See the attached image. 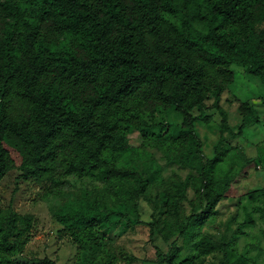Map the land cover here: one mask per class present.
I'll return each mask as SVG.
<instances>
[{
  "label": "trees",
  "instance_id": "obj_1",
  "mask_svg": "<svg viewBox=\"0 0 264 264\" xmlns=\"http://www.w3.org/2000/svg\"><path fill=\"white\" fill-rule=\"evenodd\" d=\"M234 65L264 85V0H0V183L16 170L19 180L60 189L65 182L58 181L103 172L136 207L155 174H138L120 160L132 150L133 131L156 136L175 163L197 175L158 196L166 216L151 231L166 243L174 240L168 254L157 249V264L177 263L180 240L193 245L197 257L221 252L220 264H245L235 237L217 243L203 234L238 177H217L229 152L224 138L203 162L196 131L210 108L222 117L221 132L228 130L221 102ZM240 108L251 110L247 103ZM157 112L182 122L158 123L163 134L151 136L146 119L155 123ZM245 120L241 130L250 125ZM253 165H264V150L244 157L241 171ZM190 187L199 203L184 216ZM260 193L264 198V189ZM258 212L264 218V205ZM110 214L86 206L59 218L91 251L103 248V257L84 255L78 264H118L98 233ZM33 227L32 216L0 204V264H17L13 258L25 251Z\"/></svg>",
  "mask_w": 264,
  "mask_h": 264
},
{
  "label": "rangeland",
  "instance_id": "obj_2",
  "mask_svg": "<svg viewBox=\"0 0 264 264\" xmlns=\"http://www.w3.org/2000/svg\"><path fill=\"white\" fill-rule=\"evenodd\" d=\"M170 20L176 22L173 18ZM178 23V22H177ZM234 78L222 95L221 108L228 115V130L221 132L222 117L217 110L206 111L208 120L197 122V136L202 142V161L214 157L215 149L221 138L223 148H228L224 162L218 168L219 179L227 175L238 177L233 185V192L217 207V216L203 234L217 243H225L235 237L234 249L245 258V264H264V218L258 212L264 205L261 192L264 189V165H254L241 171L244 157L256 158L264 150V85L259 77L246 71V68L234 65ZM247 103L251 110L242 113L241 104ZM212 106L213 100L208 101ZM151 136L163 134L158 123L182 122L179 115L156 113ZM194 116L200 112L195 110ZM250 125L241 130L246 118ZM130 150L128 156L120 160V166L137 171L138 174H155V181L146 193L140 197L135 207L128 202L116 183L105 179L103 172L90 178L70 177L58 181L64 185L39 184L32 180H19V172L12 170L0 183V204L4 209L13 210L20 215L34 218L31 239L22 254L13 258L17 264H37L40 260L50 259L58 264H78L84 255L103 257V248L81 243L59 221L61 216L86 206L98 207L104 212H111L107 223L98 229L104 237L105 248L114 255L118 264H157V249L169 253L170 242L166 243L161 234L152 232L150 225L157 219H164L161 214L158 196L171 188L176 181H185L196 177L190 168L175 163L173 153L163 141L156 136L144 139L133 131L129 135ZM247 173V175L245 174ZM199 203L194 188L188 189V199L182 205V214L188 216L192 203ZM137 220H139L137 222ZM182 253L176 264H220L223 261L221 252L202 254L193 245H184L180 240ZM196 257L194 259L193 257ZM190 259L188 262L185 260Z\"/></svg>",
  "mask_w": 264,
  "mask_h": 264
}]
</instances>
